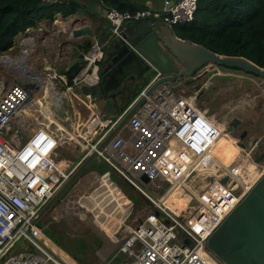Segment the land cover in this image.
I'll return each instance as SVG.
<instances>
[{
  "label": "built area",
  "instance_id": "obj_1",
  "mask_svg": "<svg viewBox=\"0 0 264 264\" xmlns=\"http://www.w3.org/2000/svg\"><path fill=\"white\" fill-rule=\"evenodd\" d=\"M41 1L54 3L59 0ZM195 4L196 0H159L155 8L145 6L132 12L104 8L103 16L108 22V34L119 35L124 21L154 18L168 26L190 21ZM17 44L15 56L6 53L0 56V264H78L65 250L49 241L37 221L31 222L75 165L64 168L56 160L54 151L61 146L59 140L64 127L46 119L38 121L39 113L19 114L22 105L33 103L24 82L30 78L25 75L27 70L36 72L26 63V57L34 50V37L20 36ZM99 48L97 39H91L83 54L88 63L95 62ZM152 68L146 85L160 75L156 67ZM204 69L195 71L196 75ZM8 71L17 79H10ZM30 80L33 85L39 82ZM179 83L181 80L157 85L126 119L123 126L128 133L123 136L116 132L95 151V157L135 189L149 206L141 218L126 226V233L118 239L114 248L129 259L117 264H220L206 248V238L264 172V160H255L249 143L245 148L239 147L236 155L224 165L210 155L220 121L214 115L211 118L206 109L195 103L196 92L184 93L179 89L173 92L171 86L179 87ZM11 117L17 119L15 126L10 125ZM116 119L97 137L87 134L79 137L81 158L95 149L104 131ZM235 143L238 145L237 140ZM203 155L210 156L226 180L210 179L189 191V198L181 207L171 208L162 198L183 180L193 162ZM141 175L147 180L143 181ZM101 177L107 180L105 173ZM158 179L167 181L158 195L147 192L137 183L140 180L157 186ZM107 182L116 186L113 181ZM125 200L123 219L131 207ZM20 237L29 243L30 250L4 256L8 251L6 247ZM110 259L102 264H114Z\"/></svg>",
  "mask_w": 264,
  "mask_h": 264
},
{
  "label": "rangeland",
  "instance_id": "obj_2",
  "mask_svg": "<svg viewBox=\"0 0 264 264\" xmlns=\"http://www.w3.org/2000/svg\"><path fill=\"white\" fill-rule=\"evenodd\" d=\"M171 26L174 29L173 25ZM43 28L44 27H42V29ZM32 29L33 28H26L23 32L18 33L12 45L1 52L0 56L5 53L10 57L15 56L18 51V37L26 34L33 36L34 33L31 31ZM42 29L37 30L40 32ZM39 54L41 53L35 50L29 57V63H26L28 65L31 64V67L36 73L43 77L42 81L47 82L51 76L46 72L45 68L47 67H45V64H50V62L49 59L44 61L40 58ZM50 65L55 66L52 64ZM53 69L57 73H60L59 66L53 67ZM152 71L153 68L151 67L145 72V75L152 73ZM31 72V69L27 70L25 75L28 76ZM52 76H54V74H52ZM197 77L196 79L193 77L182 78L181 83H179L180 86H171V89L173 92H177L178 89L184 93L192 94L196 92L197 97L195 98V103L201 108L206 109L210 116L214 115L217 121H220L217 123L219 134L211 151H213L216 158L220 161V165H224L232 158V154H230L228 160L224 158L227 147L234 145L235 149L237 147L239 148L235 143L236 137L234 134H229L225 131V121L231 118H239V120L250 129L249 133L252 135L256 134L261 136L264 133V77H252L249 74H243L238 71L222 70L220 67H216L215 72H212L206 67L203 73ZM145 80V78H142L140 84ZM51 81L52 85L58 84L53 77H51ZM197 81H203V85L199 90H194L192 85ZM205 82L206 84H204ZM165 84L169 85L171 82L166 81ZM42 92L43 90L41 93ZM30 110L33 109L30 108ZM47 111L50 112V110ZM21 113L23 115L25 114L23 111L19 114ZM38 113L39 117L37 118L40 119L43 114L41 112ZM53 122H55L54 119ZM16 123L17 119L11 117L10 125L15 126ZM62 135L63 137L60 138L59 142L63 146H59L54 152L56 160L64 168H68L75 165L79 157L82 156V149L80 140L76 137H74V139H72L73 137L69 139L68 135H65L63 132ZM242 140L244 141L245 139L243 138ZM244 143L247 144V142ZM200 165L201 164H195L197 174L191 169V171L183 177L182 183L180 182L168 190L162 198V201L168 203L171 208L174 206L177 208L181 207L189 198L191 190L193 191V189L199 186L201 187L205 182L214 178L211 175H213L218 168L216 164H214L216 166L214 173L210 175L204 173L200 169ZM200 171L203 173H200ZM103 173H106L107 180L113 181L121 192L113 183L105 182L103 177L101 178ZM217 174H219V172L214 176ZM195 181H198V183H195ZM156 182L158 183L157 186L144 183L140 180L137 181L144 190L158 195L166 187L167 181L158 179ZM106 191H108L109 195H106ZM117 197L120 198L118 199ZM80 198L83 202H80ZM125 198L131 205L128 215L122 220L119 228L112 233V238L107 237L105 234L109 231L99 229L100 227L97 223L100 221L102 226H110V219H113L114 212L120 214L119 220H121L122 215L126 212L124 210L126 207ZM56 199L50 209L37 221L38 227L49 241L53 242V244L62 251L65 250L78 264H92L93 261L99 258V255H105L107 252L109 253L117 244L118 239L126 233V226L135 223L136 220L141 218L144 210L149 207L148 203L135 189L127 185L108 165L95 156L88 161L79 174ZM79 212L82 213V217L78 214ZM98 235L106 239L109 238L114 241V243L111 242L109 246L107 245L108 247L103 250H98L96 253L95 250L102 243ZM89 241L93 243V245L88 247ZM29 248V243L20 237L10 246L4 256L18 251L26 252L30 250ZM87 250L89 252H87ZM110 254V260L114 264L129 259L124 252L116 250L115 248L111 250Z\"/></svg>",
  "mask_w": 264,
  "mask_h": 264
},
{
  "label": "water",
  "instance_id": "obj_3",
  "mask_svg": "<svg viewBox=\"0 0 264 264\" xmlns=\"http://www.w3.org/2000/svg\"><path fill=\"white\" fill-rule=\"evenodd\" d=\"M69 33L73 36H82L81 46L88 44L94 36L104 43L103 72H105L101 83L103 91L106 90L107 85L110 87L117 85L128 76L127 74L140 70L146 72L152 66L159 70L160 75L133 97L117 119L104 131L95 149L89 151L76 163L65 181L33 215L31 222L38 220L39 216L95 156V151L117 132L129 115L140 105L144 96L157 85L166 81L177 82L185 77L191 78L195 71L205 66L212 72H215L216 67H228L264 77V67L242 56L218 54L201 44L174 36L170 26L154 18L141 19L126 28H121L119 35H109L102 31L94 33V30L86 25L73 28L69 30ZM76 60L77 57H73L72 61L66 64L63 72H66ZM152 73L146 74L143 78L149 80ZM112 78L114 83L110 85L107 80ZM202 85L203 81H197L192 87L194 90H199ZM54 86L56 92L64 95L60 85L54 84ZM225 128L229 132V127ZM236 140L240 147L247 146L242 141L241 135ZM255 140L256 138L250 140L249 147L255 145ZM257 159L260 160L258 156H255V160ZM141 179L147 180L144 175H141ZM14 241L6 247L5 251ZM206 248L223 264H264V172L210 232L206 238Z\"/></svg>",
  "mask_w": 264,
  "mask_h": 264
},
{
  "label": "trees",
  "instance_id": "obj_4",
  "mask_svg": "<svg viewBox=\"0 0 264 264\" xmlns=\"http://www.w3.org/2000/svg\"><path fill=\"white\" fill-rule=\"evenodd\" d=\"M100 1L104 8L112 7L119 11L132 12L144 7L135 0ZM79 9L80 0L54 3L0 0V53L8 49L15 36L26 28H35L41 20L52 21L56 14L65 17ZM173 27L179 38L201 44L218 54L242 56L264 67V0H196L191 20ZM221 69L241 72L236 68ZM76 70L77 65H73L65 73L67 85L72 84Z\"/></svg>",
  "mask_w": 264,
  "mask_h": 264
},
{
  "label": "crops",
  "instance_id": "obj_5",
  "mask_svg": "<svg viewBox=\"0 0 264 264\" xmlns=\"http://www.w3.org/2000/svg\"><path fill=\"white\" fill-rule=\"evenodd\" d=\"M135 1L143 4L144 7L148 6V7H152V8L157 7L159 4V0H135ZM103 9H104V7L101 5L100 0H80V9L78 12L71 14V15H67L65 17H61L60 15L56 14L55 18L52 21L41 20L38 22L37 26L35 27L36 29L33 28L31 30L34 33V35H33V37H34V50L31 53H29L28 57H26L27 58L26 62L29 63V57L35 52V50H38L39 53H41V54H39L40 58H42L44 61L49 59L50 64L55 65V66H51L49 63H47V64H45V67H47L45 69H46V72L48 73L49 76H52V74H54L53 78L56 79V82L58 83V85L61 86V84H64V87L61 86V88L64 90L63 96L68 97L67 102H66V107H64V108H65L66 112L71 115L70 116L71 118L74 116L75 113H78L81 111L82 103H85V100H87L86 99V91L87 90H89L91 92L95 91L94 87H91L88 85H82V87H80L79 89L77 88L76 92H71V88L73 86H75L76 84H78L83 79L84 75H82L81 73L85 69L91 68L93 66H100V65H102V67H103L105 65V63H103V58H104L103 51L105 49L104 48L105 45H104V43H101L99 41V38L97 36L92 37V39H94V38L97 39L100 48H99V51H97V54H96L97 59L95 60V62L88 63L85 60V58L83 57V54L86 53V51L88 50L90 41L88 44L81 46L80 43L82 40V36L70 35L69 30L76 28V27H81L83 25H86L89 27V29H93L94 33L98 32V31H102V33H108L107 32L108 31V28H107L108 22L103 16ZM149 19L150 18H146V20H149ZM139 20L140 19L124 21L120 27L126 28L128 25H130L132 23H136ZM157 20H159V19H157ZM42 27H44V28L42 29ZM170 27H171V31H172L173 35L176 36L172 26H170ZM37 29H42V31L38 32ZM36 53H37V51H36ZM73 57H77V60L74 63H72V65L69 67V69H71L73 65H77L78 70H76V72L72 76V80H73L72 84L67 85L66 84L67 79H66L65 73L69 69L66 72H63V70L65 69L66 64L68 62L72 61ZM29 66L31 67V64H29ZM57 66H59V68H60V73H57L53 69V67L55 68ZM50 79H51V77H50ZM127 80H128V76H126V78L124 80L120 81L117 85H114L113 87H110L109 85H107L108 87L106 88V90L103 93H107L110 90H112L111 92H113L114 90H117L118 87L121 85H124ZM107 81L110 85H112V83H114V78L109 79ZM147 81L148 80H145L141 84L139 83L140 85L138 84L135 87V90L127 98V100L118 108V110L112 115V117L108 121L105 122V124H103L102 126H100L98 128L97 132L92 137L99 135L104 130V128L107 127V125H109L116 117H118V115L127 106L128 102H130L131 99H133L132 97H134L146 85ZM206 82L204 84H206ZM86 84H88V83H86ZM35 106L36 105L34 103H32L31 107L33 110H31V113H33L34 115H36L40 111L44 112L45 109L51 110V106H41L40 110H38V112H37V109L35 108ZM87 113H88V110H86V109L82 111V115H84V116H86ZM44 114H46V113L44 112ZM42 117H43V115H42ZM38 121H40V119H38ZM117 132H118V134L125 136L128 133V130L126 129L125 126L122 125L117 130ZM63 133H65V135L72 136L73 137L72 139H74V137H76L78 140H80L79 137H77V135H75L71 129H67L64 127ZM78 145H79V143H78ZM59 146L57 148H59ZM61 146H63V145H61ZM238 150L235 153H237ZM81 153L83 154L82 151H81ZM212 153H213V151H212ZM235 153L232 154V158L236 155ZM213 155H214L215 159H217L216 155L214 153H213ZM209 157L210 156L207 157L206 155L200 156L198 158L197 163H196V164H201L200 169L204 173H206L207 175L214 173V170L216 169V166L214 165L215 162L213 160H211ZM80 159H81V156L79 157V160ZM217 161L220 164V161L218 159H217ZM71 167H68V168H71ZM203 172L200 171V173H203ZM103 179L105 180V178H103ZM105 182H107V180H105ZM117 198L119 199L120 197H117ZM80 202H83V200L81 199ZM173 209H177V207L174 206ZM124 210L126 211V207ZM78 214H80V212ZM124 214L122 215V219L124 217ZM80 216L82 217V215H80ZM119 216H120V214L114 212L113 219L109 218L110 221L113 222V224L110 223V226L108 225L109 227L108 226H105V227L102 226L100 221H98L99 224L97 223V225H99V227H100L99 229H101L103 231L104 230L109 231L108 233L105 234L107 237L112 238V233L116 229L115 226L119 225V223H121L122 219L119 220ZM98 236L101 238L102 243L95 250L96 253L98 250H103L106 247H108L111 242L114 243V241L110 240L109 238L106 239L104 237H101L100 235H98ZM91 245H93V243H90V241H89L88 247ZM87 252H89V251L87 250ZM110 252H111V250H110ZM110 252L109 253L107 252L105 255H103V254L99 255V258L97 260L93 261L92 264H102L106 259L111 258Z\"/></svg>",
  "mask_w": 264,
  "mask_h": 264
},
{
  "label": "bare ground",
  "instance_id": "obj_6",
  "mask_svg": "<svg viewBox=\"0 0 264 264\" xmlns=\"http://www.w3.org/2000/svg\"><path fill=\"white\" fill-rule=\"evenodd\" d=\"M104 72L102 65L93 66L91 68L85 69L81 73L82 75H84L83 79L71 88V92H76L77 88L79 89L80 87H82V85H88L95 88L94 92H91L89 90L86 91L87 100H85V103H82L81 111L75 113L72 117L73 119L70 117L71 115L68 114L64 108L66 107L68 97L62 96L61 93L56 92L50 81H45L43 83V77H41V75L37 74L36 72H31L28 75L32 80H39L38 84L36 83L35 85H33V82H31L30 78L28 79L27 83L21 79L19 80L24 82L27 88L29 89L33 103L36 105L35 108L37 109V112L38 110H40L41 106H51L50 112H48L46 109L44 110L46 114H44L43 111H40L43 114V117L40 118V121L46 119L53 122L54 119V123H57V126L71 129L73 133L80 138L84 134H87L89 135V137H92L97 132L98 128L105 124V122L108 121L112 117V115L118 110V108L127 100V98L135 90V87L140 83V80H142V78L145 76V72L143 70H140L139 72L135 71L134 73L131 72L127 74L128 80L125 82L124 85L119 86L118 89L114 90L113 92H111L112 90H110L107 93H103L104 91L102 90L101 83L102 75L104 74ZM8 75L10 79H17V76L13 75L12 71H8ZM42 90L43 92L41 93ZM31 105V102H26L24 105H22L19 111H24L26 115H31ZM85 109L88 110L86 116L82 115V111ZM15 115H18V111H15ZM218 134L219 132L216 134L215 142L217 140ZM238 149V147L235 149L234 145L229 146L225 150V160H228L230 158V154H233ZM210 154L213 158H215L211 150ZM197 161L198 159L193 162L192 166V169L196 174L197 172L195 169V164L197 163ZM217 172H219V174L214 176ZM211 176L220 180H222L223 178L224 180H226L225 174H223L222 170L219 167L217 168L216 172ZM56 200H54V202L49 205V207L39 216L38 220L46 211L50 209V207L55 203ZM79 215L82 214L80 213ZM110 223L113 224V222ZM117 226L118 225H116L115 228H117Z\"/></svg>",
  "mask_w": 264,
  "mask_h": 264
},
{
  "label": "flooded vegetation",
  "instance_id": "obj_7",
  "mask_svg": "<svg viewBox=\"0 0 264 264\" xmlns=\"http://www.w3.org/2000/svg\"><path fill=\"white\" fill-rule=\"evenodd\" d=\"M207 67V66H206ZM221 68V67H220ZM209 69V68H207ZM203 72H201L200 74H202ZM192 77L194 79L198 78L196 73H194L192 75ZM100 81V78H99ZM225 127H229V134H234V136L236 137V139L238 138L239 135L242 136V139L244 138L245 140L243 142H250V140L252 138H256L255 140V145L252 146V151L254 156H258L261 160L264 159V133L263 135H252L251 133H249V128H247V126L245 124H243L239 118H231L228 119L227 121H225ZM220 264H223L222 262H220Z\"/></svg>",
  "mask_w": 264,
  "mask_h": 264
},
{
  "label": "clouds",
  "instance_id": "obj_8",
  "mask_svg": "<svg viewBox=\"0 0 264 264\" xmlns=\"http://www.w3.org/2000/svg\"><path fill=\"white\" fill-rule=\"evenodd\" d=\"M206 68V67H205Z\"/></svg>",
  "mask_w": 264,
  "mask_h": 264
}]
</instances>
